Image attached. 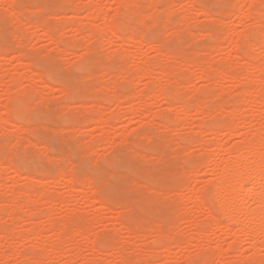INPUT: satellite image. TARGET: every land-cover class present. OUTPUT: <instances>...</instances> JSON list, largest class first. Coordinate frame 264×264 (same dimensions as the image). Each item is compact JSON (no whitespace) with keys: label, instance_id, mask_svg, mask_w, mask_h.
Here are the masks:
<instances>
[{"label":"rangeland","instance_id":"obj_1","mask_svg":"<svg viewBox=\"0 0 264 264\" xmlns=\"http://www.w3.org/2000/svg\"><path fill=\"white\" fill-rule=\"evenodd\" d=\"M0 1V120L1 123L2 119L8 120L6 103H10L8 114L11 119V123L4 124V127L0 123L2 128L7 126L3 131L0 129V264H30L33 259L32 262L38 260L34 264H88L90 260L89 264H211L215 259H204V253L206 251L207 255V252L209 254L217 248L222 250L223 256L213 264H258L252 256L264 254V241L260 242L264 237L259 242L257 239V244L242 237L236 246L235 239L225 235L226 229L222 226L226 218L218 207V194L213 184L221 174L220 168L227 162L240 160L231 155L230 149L256 136L257 124L264 121V104H256L250 98L264 87V82H259L258 78L259 74L264 73H259V67L264 66V44L261 41L262 38L264 40V15L258 13H264V0H122L123 3L120 0L122 4L118 0H101L99 13L93 11L96 0ZM124 2L131 5L128 10L122 6ZM74 3L80 8L76 9ZM133 3L136 4V11L133 8L135 13ZM239 10L241 15L236 14ZM104 12L108 14L105 16L108 23L115 20L119 34L116 39L111 38L113 36L104 37L100 32L103 23L100 18L102 15L104 17ZM233 12L236 15H232ZM124 13L128 16H123ZM143 14L146 19L141 18ZM142 19L143 22H140ZM75 25L79 30H75ZM89 29L95 31L98 39L93 33L88 35L92 32ZM255 30L260 35L253 33ZM142 32H145L144 36ZM47 33L54 38H50V35L48 38ZM241 33L243 36L248 34L246 43L248 41L249 46L257 44L252 49L261 46L263 53L257 48L259 53L252 52L247 44L241 46L242 40L236 39ZM252 34L259 37L254 39ZM230 38L231 43L232 38L236 39L237 44L245 49L241 61H238L240 57L235 59L236 53L233 52L236 43L232 46ZM130 39L138 41L131 45V42L128 43ZM125 40H128V44ZM55 41H59L60 45ZM228 41L230 44H227ZM253 41L254 44H251ZM219 44L223 46L221 50ZM154 46H160V49ZM87 47L90 49L87 50ZM259 54L262 57L254 61ZM122 57L127 58L122 60ZM227 58L229 62L232 60L242 65L234 64V70L230 69L233 66L225 67ZM246 61L253 63V69ZM146 62L152 65L155 75L152 73L153 77L139 79L135 66ZM243 64L250 69L247 79L242 77L247 69ZM254 64L258 68H254ZM124 65L125 68H122ZM206 65L216 68V72L207 69ZM200 67L207 69L206 72L210 74L203 71L209 78L199 80L204 77ZM112 68H116L122 78L118 76L116 80L117 72L111 71ZM157 70H163V73ZM218 70H225L229 77L220 80ZM173 72L179 75L173 74L172 78ZM133 73L137 75V80L135 77L134 80ZM164 73H168L170 78ZM230 75L237 78L231 79ZM248 78L250 82H247ZM168 79L173 80L172 83ZM156 85L159 86L158 90ZM257 85L261 88L256 91L254 87ZM244 87L249 88L250 92L251 87L255 90L246 96L251 100L246 104L243 102L248 99L243 101L245 94L240 92ZM161 91H164V95ZM263 92L257 97L264 96ZM154 93L159 96L152 98ZM146 94H152V99H146L149 103L145 100L143 105L139 99ZM125 97L127 100L123 99ZM168 98H171L170 101ZM14 100L22 101L25 107L15 102L20 107L13 108ZM237 100L243 102L239 105ZM196 103L201 106L197 104L196 107ZM141 104L145 109H141ZM139 108L143 111L139 112ZM184 108H187L189 115H184ZM239 108H242L241 113H234V109L238 111ZM217 112H221L223 117L220 118L221 114L218 117ZM230 112L235 120L239 116L240 121L236 120V123L241 124L245 120L247 125L238 128L235 137L216 135V124L229 125L233 122L232 116L229 117ZM115 113L119 114L116 116ZM15 114L22 115L18 117L19 121ZM166 114L171 118H167ZM97 118H102L101 123ZM224 118L228 121H223ZM217 144L222 148L218 149ZM261 149L263 152L260 153L264 154V147ZM261 157L264 158V155ZM9 164L15 167L13 171L8 170L9 167L14 168ZM60 174L65 175V179ZM72 174L74 184L69 178H72ZM29 179L33 181L29 182ZM70 181L78 190H84L76 192ZM32 182H35L34 185L38 183L35 190ZM42 189H45L44 192ZM201 191L205 196V209L194 203L195 195ZM74 196L78 198L73 200ZM49 199L54 202L46 201ZM19 205L21 209L17 208ZM92 214H99L97 221ZM83 215L91 219V223ZM65 217L71 219L74 225ZM215 217H218V221L220 219L219 227L209 226L211 218ZM63 220L67 222L65 226L62 225ZM203 224L207 226L206 232L198 233L197 229L205 226ZM86 227L92 229L88 239H84L87 237ZM234 227L238 228L233 225V232L236 231ZM60 228L65 229V233L60 232ZM80 229L86 230H82L85 234L83 238ZM28 233L31 234L29 239L26 236ZM24 235L26 239H21ZM47 242H50L49 245ZM56 242L58 245L54 244ZM159 243L163 245L159 246ZM50 245L54 249L60 248L61 252L56 249V253L48 256L46 248L49 251L53 249ZM41 246L46 250L43 254L40 252L44 250L39 248ZM121 256L127 260L121 259ZM97 258L101 261H94ZM201 258L204 259L202 262ZM187 259L192 261L187 263Z\"/></svg>","mask_w":264,"mask_h":264},{"label":"bare ground","instance_id":"obj_2","mask_svg":"<svg viewBox=\"0 0 264 264\" xmlns=\"http://www.w3.org/2000/svg\"><path fill=\"white\" fill-rule=\"evenodd\" d=\"M68 1V0H67ZM122 1V0H121ZM138 1V0H137ZM143 1V0H142ZM152 1V0H151ZM237 2H239L238 0H236ZM263 1V0H262ZM1 2V1H0ZM99 2V3H98ZM100 2H101V0H96V2L94 1V10L93 11H95L96 13L98 12H100V10H99V8H98V6H99V4H100ZM118 2H120V0H118ZM154 2V1H153ZM193 2V1H192ZM191 2V3H192ZM256 3H257V1H255ZM121 3V2H120ZM119 3V6L123 3V1H122V3L120 4ZM126 3L128 4V3H130V2H127L126 1ZM126 3L124 2V4L122 5V6H124V8L126 9V10H128V8H129V6H131V5H126ZM73 3H71V5H72ZM75 4V3H74ZM92 4V3H91ZM118 4V3H117ZM135 3H133L132 4V6H134V7H132V10H133V8H134V10L136 9L135 8V5L137 4V2H136V4L134 5ZM193 4V3H192ZM199 4V3H198ZM236 4V3H235ZM259 4H260V2H259ZM76 5V9L78 8H80L79 7V5H77V4H75ZM74 5V6H75ZM232 5V4H231ZM68 6V5H67ZM66 6V7H67ZM78 6V7H77ZM240 6V5H239ZM238 6V8L239 9H241L240 7ZM257 6V5H256ZM64 7H65V5H64ZM236 7V6H235ZM71 7H69L68 9H69V11H71V9H70ZM254 8H256V7H254ZM253 8V9H254ZM60 9H62V8H60ZM204 9V8H203ZM233 9V8H232ZM257 9V8H256ZM264 9V8H263ZM15 10V9H14ZM29 10V9H28ZM48 10V9H47ZM63 10V9H62ZM92 10H90V12H92ZM97 10H99V11H97ZM133 10V11H134ZM235 10V9H234ZM258 10V9H257ZM261 10V9H260ZM17 11V10H16ZM16 11H14V13L16 12ZM61 11V10H60ZM64 11V10H63ZM66 11H67V9H66ZM89 11V10H88ZM136 11V10H135ZM135 11H134V13H135ZM207 11V10H206ZM252 11V10H251ZM250 11V12H251ZM19 12V11H18ZM18 12H17V16H18ZM22 12V11H21ZM20 12V13H21ZM73 12H74V8H73ZM79 12V11H78ZM88 13V14H90L91 15V13ZM128 12V11H127ZM187 12V11H186ZM189 12V11H188ZM208 12V11H207ZM240 10L238 11V13H236V14H240ZM249 12V13H250ZM258 11H256V12H254V13H257ZM261 12H263V11H259L258 13L259 14H263L264 15V13H261ZM92 13H94V12H92ZM133 13V12H132ZM133 13V14H134ZM205 13V12H204ZM229 13V12H228ZM185 14H187V13H185ZM208 14V13H207ZM224 14V13H223ZM235 14V12H233V14L232 15H236ZM123 16H126L125 15V13L124 14H122ZM135 15V14H134ZM140 15H141V12H140ZM144 15V14H143ZM141 16V18L142 17H144L145 18V15L144 16ZM169 15V14H168ZM211 15V14H210ZM241 15V14H240ZM55 16V15H54ZM61 16V15H60ZM93 16V15H92ZM103 16V15H102ZM102 16H101V21H103V23H101V25H102V27H101V29H100V32H101V34L104 36V37H108V38H110L111 36H113V37H111V38H114V39H116L115 37H118V32H117V28L115 27V25L114 24H116L115 23V20H114V18H112V21L114 22H107V19H106V17L105 16H108V14H105V12H104V17L102 18ZM114 16H116V15H114ZM127 16H128V14H127ZM126 16V17H127ZM45 17V16H44ZM91 17V16H90ZM95 16H93V18H94ZM211 17L213 18V16L211 15ZM253 17V16H252ZM260 17V16H259ZM9 18V17H8ZM39 18V17H38ZM47 19H48V17H46ZM78 18V17H77ZM77 18H74V19H76L77 20ZM138 18V17H137ZM143 18V19H144ZM147 18V17H146ZM145 18V19H146ZM183 18H184V16H183ZM248 19H249V16L247 17ZM255 18H257V17H254V19ZM54 19V18H53ZM66 19V18H65ZM73 19V20H74ZM103 19V20H102ZM129 18H127V20H128ZM143 19L142 20H140V22L142 21L143 22ZM156 19V18H155ZM40 20V19H39ZM45 20V19H44ZM58 20V19H57ZM62 20V19H61ZM75 20V21H76ZM93 20H96V17L93 19ZM150 20V19H149ZM20 21V20H19ZM154 21V20H153ZM74 22V21H73ZM128 22H129V20H128ZM146 22V21H145ZM19 23V22H18ZM20 23H21V21H20ZM62 23H63V20H62ZM76 23L78 24V22L76 21ZM72 24H74V23H72ZM113 24V25H112ZM119 24V23H118ZM34 25V24H33ZM51 25H53V24H51ZM70 25H71V23H70ZM36 26H37V24H36ZM83 26V25H82ZM150 26V25H149ZM148 26V27H149ZM49 27H51L50 25H49ZM77 26L75 25V30H79V29H77L76 28ZM91 27V26H90ZM125 27V26H124ZM145 27V26H144ZM255 27V26H254ZM16 28V27H15ZM22 28V27H21ZM88 28V27H87ZM126 28V27H125ZM143 28V27H142ZM157 28V27H156ZM253 28V26L251 27V29ZM257 28V27H256ZM36 29H38V28H36ZM47 29V28H46ZM82 29V28H81ZM85 29V28H84ZM84 29H82V30H84ZM96 29V28H95ZM99 29V28H98ZM131 29H132V26H131ZM144 29V28H143ZM258 29H260L259 27H258ZM42 30H44V29H42ZM58 30V29H57ZM90 30V29H89ZM250 30V29H249ZM85 31H86V29H85ZM90 31H92V30H90ZM139 31V30H138ZM137 31V32H138ZM142 31V30H141ZM144 31V30H143ZM43 32H45L46 33V31H43ZM57 32V31H56ZM78 32V31H77ZM120 32H122V31H120ZM124 32V31H123ZM131 32H133V30L131 31ZM248 32V31H247ZM246 32V33H247ZM257 31L255 30V32H253V33H256ZM89 33V32H88ZM93 33V36L94 37H96L95 35H94V33H95V31H92V32H90L88 35L90 36L91 34ZM129 33V32H128ZM143 34H142V36H144V34H145V32H142ZM261 33V32H260ZM48 34V35H47ZM46 35L48 36V38H49V35L51 36V34H53L52 32H51V34L50 33H47ZM61 34V33H60ZM132 34V33H131ZM134 34V33H133ZM132 34V35H133ZM208 34V33H207ZM212 34V33H211ZM256 34H259V32H257ZM264 34V33H263ZM45 35V34H44ZM136 35V34H135ZM212 35H214V34H212ZM253 36H254V34H252ZM260 35V34H259ZM57 36V35H56ZM122 35H120V37H121ZM130 36V35H129ZM134 36V35H133ZM133 36H130L131 38H134ZM216 36V35H215ZM238 37H236V39H239L240 41L242 40V45L241 46H244L245 47V45L247 44L248 45V47L249 48H251L252 49V47L255 45V46H257V44H254V41H253V43H251V44H254L253 46H249V44H248V41H247V43H246V39H247V37L246 36H248V34H246V35H244L243 36V34L241 33V34H238L237 35ZM259 37L258 35H255L254 36V39H256L257 37ZM60 37H62V36H60ZM228 37V36H227ZM227 37H224L223 39H226ZM256 37V38H255ZM262 37V36H261ZM50 38H54V37H50ZM125 38V37H124ZM146 38V37H145ZM229 38V37H228ZM60 40H61V38H59ZM96 39H98L97 37H96ZM95 39V40H96ZM208 39H210V38H208ZM235 39V40H236ZM253 39V40H254ZM20 40V39H19ZM117 40H118V38H117ZM136 40L138 41V39H130L129 41H128V43L129 42H131L132 44L131 45H134L133 43H136ZM222 40V39H221ZM233 38H232V43H231V38H230V43L232 44V46H233V43H236V50H234L235 52H233V53H236V56H235V59H236V57H240L239 59H238V61H241V59H243V58H241V57H243L244 56V53H245V49H242V47L239 45V44H237V41H235ZM238 40V41H239ZM63 41V43H65L64 42V40H62ZM126 41V40H125ZM127 41H126V44H128L127 43ZM145 41V43H146V40H144ZM148 41V40H147ZM209 41H211V40H209ZM213 41H214V37H213ZM229 41H228V43L227 44H230L229 43ZM262 43L264 44V40H263V38H262ZM55 43H59V41H55ZM60 43H61V41H60ZM258 43H259V40H258ZM261 43V45H263ZM138 44V43H137ZM144 44V43H143ZM19 45V44H18ZM17 45V46H18ZM58 45H60V44H58ZM130 45V44H129ZM136 45V44H135ZM140 45V44H139ZM145 45V44H144ZM246 45V46H247ZM79 46V45H78ZM81 46V45H80ZM146 46V45H145ZM221 46V47H220ZM258 46H260V45H258ZM9 47H11V46H9ZM155 47V46H154ZM157 48L159 47V49H160V46H156ZM155 47V48H156ZM222 45H220L219 44V48H218V46H217V48L219 49V50H221L222 49ZM261 47V46H260ZM258 48V47H256L258 50H259V52H260V50H261V52L260 53H263V50L261 49V48ZM263 47H264V45H263ZM14 48V47H13ZM156 48V49H157ZM232 48H234V47H232ZM255 47L253 48L254 49V51H253V49L251 50L252 52H258V50L256 49ZM11 49V48H10ZM88 49H90V48H88L87 47V50ZM257 51H256V50ZM214 50V49H213ZM233 50V49H232ZM65 51V50H64ZM85 51H86V49H85ZM215 51V50H214ZM89 52V51H88ZM88 52H86L85 53V55H87V53ZM91 53L93 52V51H90ZM89 52V53H90ZM258 52V53H259ZM23 53V52H22ZM248 53V52H247ZM257 53V54H258ZM20 54V53H19ZM162 54V53H161ZM21 55V54H20ZM19 55V56H20ZM235 55V54H234ZM253 56V55H252ZM259 56H261L262 57V55H256L255 57H256V59H254L253 57V59H254V61L255 60H257V58L259 57ZM2 57V56H1ZM83 57H85V56H83ZM192 57H194V56H192ZM123 58L124 57H122V60H123ZM127 57H125L124 59H126ZM190 59H191V57H189ZM120 59H121V57H120ZM259 59V58H258ZM263 59H264V55H263ZM131 60V59H130ZM155 60H159V58H156ZM198 60H199V58H198ZM261 60V59H260ZM82 61H84V60H82ZM127 61V60H126ZM162 60H160V62H161ZM222 61H225V60H222ZM226 61H228L229 62V59L227 58L226 59ZM159 62V61H158ZM164 62V64H165V62L166 61H163ZM163 62H161V63H163ZM228 62L226 63L227 65L225 66V67H227V66H233L234 64H237V62L236 63H234L232 60H230V62H229V64H228ZM231 62H232V65H231ZM246 62H248V61H246ZM259 62V61H258ZM258 62H257V64H258ZM261 62V61H260ZM259 62V63H260ZM262 62H264V60L262 61ZM261 62V63H262ZM167 63V62H166ZM183 63V62H182ZM204 63H205V61H204ZM203 63V64H204ZM249 64V66H250V68H252V65H253V63H251V62H248ZM260 63V64H261ZM189 64V63H188ZM195 64H196V62H195ZM223 64V63H222ZM238 64H239V62H238ZM234 65V66H239V65ZM244 64H245V62H244ZM243 64V66L244 67H247L246 65H244ZM251 64V65H250ZM82 65V64H81ZM126 65V64H125ZM125 65H124V67L122 66V68H125ZM159 65V64H158ZM189 65H191V64H189ZM197 65H198V63H197ZM242 65V64H241ZM240 65V66H241ZM83 66V65H82ZM127 66V65H126ZM165 66V65H164ZM207 67V69H212V66L211 67H208V65H206ZM219 67H221L222 65H218ZM234 66L233 67H231L230 69H232V68H234ZM111 67H113V66H111ZM128 67H130V65H128ZM135 67H137L135 70L137 71V73L139 74V76H140V78L139 79H145V77L146 76H151V74L153 73V75H155L154 73H155V71L154 70H152V65L150 64V63H148V62H146V63H144V64H139V65H136ZM165 67H167V65L165 66ZM192 67H194V65H193V63H192ZM196 67V66H195ZM224 67V66H223ZM254 68H258V66L256 65L255 66V64H254V66H253ZM82 68V67H81ZM120 68V67H119ZM132 68V67H131ZM130 68V69H131ZM206 68H204V67H200V69H202V72H203V75H204V71L203 70H205V72H206ZM260 69H259V73H261V72H263L264 70V66L263 67H259ZM263 68V69H262ZM114 69V70H113ZM165 69V68H164ZM209 69V70H210ZM216 69V68H215ZM215 69H212V70H214V72H216V70ZM235 69V68H234ZM234 69H232V70H234ZM253 69V68H252ZM251 69V70H252ZM261 69H262V71H261ZM45 70V69H44ZM123 70V69H122ZM122 70H120V71H122ZM125 70V69H124ZM134 70V69H133ZM226 70V69H225ZM225 70L224 71H220V70H218V71H220L219 72V76H220V80H223L224 78H226V77H229V75L225 72ZM111 71H114V73L115 72H117V70H116V68H112V70ZM119 71V72H120ZM126 71V70H125ZM130 71V70H129ZM135 71V72H136ZM152 71H154V72H152ZM161 71H163V70H161ZM161 71H158L157 70V72H161ZM217 71V72H218ZM240 71V70H239ZM103 72V71H102ZM105 72V71H104ZM133 72V71H132ZM166 72V71H165ZM208 72V71H207ZM206 72V73H207ZM161 73H163V72H161ZM182 73V72H181ZM209 73V72H208ZM244 73V72H243ZM117 75H116V80H118L117 78H118V72L116 73ZM124 74H126L125 72H124ZM128 74V73H127ZM132 74V73H131ZM173 74H175V72H173L172 74H171V77L173 78ZM178 74V72L175 74V75H177ZM202 74V73H201ZM200 74V75H201ZM210 74V73H209ZM216 74V73H215ZM231 74V73H230ZM40 75V74H39ZM121 75V74H120ZM123 75V74H122ZM133 78L135 77L136 78V80H137V78L138 77H136L137 75H135V73H133ZM163 74H161V76H162ZM164 75H167L166 77L168 78L170 75H168V73H164ZM163 75V76H164ZM179 75V74H178ZM203 75H201V76H203ZM234 75H236V71H235V74ZM233 75V77H236L237 78V76H234ZM132 76V75H131ZM191 76V75H190ZM231 76V79H233V77H232V75H230ZM247 76H250V69H249V67H247V69L245 70V73L242 75V77L243 78H245V79H247L246 77ZM264 73H262V74H259L258 75V78H259V82H264ZM41 77V76H40ZM120 78H122L121 76H119ZM151 77H153V76H151ZM176 77V76H175ZM241 77V78H242ZM135 78H134V80H135ZM163 78H165V77H163ZM162 78V79H163ZM170 78V77H169ZM177 78V77H176ZM201 78H209V76L208 75H204V77H200V79L199 80H201ZM18 79V78H17ZM124 79H125V76H124ZM180 79V78H179ZM169 80V79H168ZM175 80H177V79H175ZM181 80V79H180ZM183 80V79H182ZM169 81H171V80H169ZM173 81V80H172ZM172 81H171V83H172ZM235 81V80H234ZM236 81L239 83V84H241V82H240V80L239 79H236ZM54 82V81H53ZM159 82V81H158ZM177 82V81H176ZM247 82H250L249 81V78H248V81ZM246 82V83H247ZM160 83V82H159ZM242 83H243V81H242ZM58 84V83H57ZM153 84V83H152ZM239 84H238V86H239ZM253 83H251V85H252ZM256 84V83H255ZM171 85H173V84H171ZM245 85V84H244ZM157 86V85H156ZM33 87V86H32ZM102 87H105V86H102ZM158 87L159 86H157V90H158ZM161 87H163V86H161ZM167 87V86H166ZM173 87V86H172ZM257 87H258V85H257ZM254 87L255 89H256V91H257V89H259V88H261V87ZM31 88V87H30ZM115 89H116V87H114ZM120 88V87H119ZM175 88V87H174ZM240 88V87H239ZM245 88V87H244ZM253 87H251V92H250V89L248 90V89H246V90H248L249 92H248V94H246L247 93V91L245 90V89H243V91H240L241 93L243 92L245 95H244V98H243V101L245 100H247L248 99V97L246 98V96L247 95H249V93H252V89ZM61 89V88H60ZM104 89V88H103ZM262 89H264V87H262L261 88V90H260V92L262 93L263 92V90ZM69 90V89H68ZM165 90V89H164ZM170 90V89H169ZM168 90V92H170ZM210 90V89H209ZM259 90H258V92H259ZM28 91V90H27ZM26 91V92H27ZM33 91H34V89H33ZM37 91V90H36ZM65 91V90H64ZM154 91V90H153ZM38 92V91H37ZM36 92V93H37ZM162 93L164 92V91H161ZM168 92H166V93H168ZM238 92H239V90H238ZM240 92H239V94H240ZM253 92H255V90H253ZM258 92H256V93H254L255 94V96H253V94L251 95V100H252V102H254V103H256V104H260V105H263L264 104V96H262L261 98L260 97H257V95H259L260 94V92H259V94H257ZM25 93V92H24ZM23 93V94H24ZM27 93H29V91L27 92ZM64 93H68V91L67 92H64ZM69 93H71L70 91H69ZM77 93V92H76ZM174 93H175V91H174ZM173 92H172V94H174ZM264 93V92H263ZM26 94V93H25ZM142 94V93H141ZM156 93H154L153 94V96H152V98L155 96V98H156V96H159V95H155ZM158 94H160V93H158ZM206 94V93H205ZM238 94V93H237ZM236 94V95H237ZM68 95V94H67ZM86 95H88V94H86ZM119 95V94H118ZM143 95V94H142ZM142 95H140L141 97H142ZM152 95V94H151ZM151 95L149 94V95H147L146 94V96L144 97V98H142V99H139V101L140 102H143V101H145L146 99L148 100L149 98L150 99H152L151 98ZM163 95H164V93H163ZM163 95H161L162 96V98H163ZM167 95V94H166ZM236 95H234V97H236ZM249 95V96H250ZM264 95V94H263ZM75 96V95H74ZM161 96H160V98H161ZM170 96H172V95H170ZM179 96H181V95H179ZM240 96V95H239ZM8 97V96H7ZM101 97V96H100ZM123 97V96H122ZM141 97H139V98H141ZM167 97V96H166ZM93 98V97H92ZM96 98V97H95ZM128 98H131V97H129L128 96ZM138 98V97H137ZM172 98H174V95H173V97ZM199 98V97H198ZM233 98V97H232ZM13 99V98H12ZM28 99V98H27ZM123 99H126L127 100V98L125 97V98H123ZM149 99V101H151ZM163 99H165V96H164V98ZM169 99V101H170V99L171 98H168ZM202 99V98H201ZM237 99V98H236ZM100 100V99H99ZM138 100V99H137ZM146 100V102H148L149 103V101H147ZM249 100L250 99H248V101H246V102H243V103H247V102H249ZM250 100V101H251ZM25 101H27V100H25ZM88 101H89V99H88ZM124 101V100H123ZM122 101V102H123ZM168 101V103H170ZM184 100H182V102H183ZM238 101V100H237ZM12 102V101H11ZM15 102H20V101H13L12 102V104H13V108H15V106H17V107H20V106H18L19 104L20 105H22V106H24L25 107V105L24 104H21V102L19 103V104H15ZM81 102H82V100H81ZM106 102V101H105ZM194 102H196V101H194ZM232 102H233V100H232ZM236 102V101H235ZM241 102V103H242ZM23 103V102H22ZM121 103V102H120ZM199 103H201V105H202V100H200L199 101ZM199 103H196V107H198V105L197 104H199ZM203 103H205V102H203ZM207 103V102H206ZM231 103V102H230ZM240 102L238 101V104H239ZM240 103V104H241ZM145 104V102H143V105ZM182 104V103H181ZM185 104V103H184ZM239 104V105H240ZM171 105H173V103L171 104ZM200 105V104H199ZM200 105V106H201ZM236 105H237V103H236ZM238 105V106H239ZM6 108H7V114H6V112L4 113V114H6V116L8 115V120H4V119H2V123H1V120H0V123L2 124V127H4L3 125L4 124H6V123H11V122H9L10 120H9V114H8V112H9V109H10V103H6ZM4 106V107H5ZM27 106V105H26ZM101 106V105H100ZM147 106V105H146ZM149 106V105H148ZM182 106V105H181ZM187 106V105H186ZM229 106H231L232 107V105H229ZM242 106V105H241ZM243 106H244V104H243ZM99 107V106H98ZM143 107H144V109H145V106H142V104H141V109H143ZM190 107V106H189ZM192 107V106H191ZM221 107H222V105H221ZM182 108H183V106H182ZM203 108V105H202V107H201V109ZM219 109H220V111H221V108L220 107H218ZM95 109H97V107L95 108ZM95 109H93V110H95ZM99 109V108H98ZM140 108H139V112H142L143 110H141ZM190 109V108H189ZM195 109V108H194ZM201 109H199V112H200V110ZM240 109H242V108H239V112L236 110V109H234L235 110V112L234 113H237V114H240L241 112V110ZM101 112H103L102 111V109H99ZM147 110V109H146ZM197 110H198V108H197ZM196 110V111H197ZM216 110V109H215ZM229 110H231L232 111V109H229ZM20 111V110H19ZM96 111V110H95ZM99 111V112H100ZM136 111H138V110H136ZM183 111V113H184V115H189L190 113L187 111V108L185 109L184 108V110H182ZM195 111V110H194ZM237 111V112H236ZM14 112V111H13ZM222 112V111H221ZM221 112H217L218 114H217V116L218 117H220V115L219 114H221ZM229 112V111H228ZM17 113V112H16ZM94 113V112H93ZM93 113H90V114H93ZM96 113V112H95ZM131 113L132 114H135V113H133V111H131ZM201 113V112H200ZM223 113V112H222ZM231 113V112H230ZM119 114V113H118ZM117 113H115L114 115H118ZM137 114V113H136ZM16 115H18V114H15V116L14 117H16V120H18V117H21L22 115H23V117H24V114H23V112H22V115L20 116V115H18V116H16ZM167 115V116H166ZM165 116L168 118V117H170L168 114H166ZM224 115H225V113H224ZM3 116V115H2ZM11 116V115H10ZM97 116V115H96ZM232 116V117H231ZM236 116H238V115H236ZM241 116H242V114H241ZM245 116V115H244ZM113 117V116H112ZM223 117V114H221V117L220 118H222ZM225 117V116H224ZM229 117H231V121H232V119H233V122H231V123H229V125H226V123L225 124H220V125H218V124H216L217 125V128L215 129V131H214V133L216 134V135H222V134H228V135H230V136H232V137H235V136H237V129L238 128H242V127H244L245 125H247V124H245V120H243V122H241V124L239 123V122H237V123H239L238 125H237V123H236V120H238V121H240L239 120V116H238V119H236L235 120V117L233 118V115H232V113H231V115L229 116ZM114 118V117H113ZM112 118V119H113ZM165 117H164V115H163V119H164ZM166 118V119H167ZM171 118V117H170ZM1 119V118H0ZM98 119V118H97ZM102 118H100V120H99V123H101V120ZM162 119V120H163ZM23 120V119H22ZM22 120H20V121H22ZM92 120V119H91ZM228 121L226 118H224V120L223 121ZM19 121V120H18ZM24 121V120H23ZM92 121H94V119L92 120ZM246 121H248V120H246ZM97 122V121H96ZM165 122V121H164ZM168 122H170V120L168 121ZM261 122V123H260ZM19 123V122H18ZM29 123V122H28ZM70 123V122H69ZM72 123V122H71ZM95 123V122H94ZM204 123V122H203ZM260 123V124H259ZM259 123L257 124V125H259V127H258V129H257V131H256V136H254V137H251V138H247V139H245L242 143H240V144H235L234 146H233V148H231L230 149V153H231V155L232 156H235V157H237V158H239L240 160H238V161H230V162H227L222 168H220V172H221V174H220V176L214 181V189H215V191H216V193L218 194V196H217V198H218V207H220L219 209H220V212L223 214V216H225V218H226V223L224 224V226H222V228L223 227H225V228H223V229H226V234L225 235H227L228 237H232L233 239H235V241L234 242H236V246H237V244H240V241L238 240V239H242V237H246L247 239H249L251 242L253 241H256L257 239H258V242H259V240H260V238L261 237H264V162H263V160H264V158L263 157H261V155H264L263 153L261 154L260 153V151L261 152H263L262 151V147H264V141H263V135H264V121L262 122V120L261 121H259ZM12 124H17V123H13L12 122ZM98 124V123H97ZM167 124V123H166ZM200 124H201V122H200ZM200 126V125H199ZM208 126V125H207ZM207 126H205V127H207ZM2 127H0V129H2V131H3V129H6L7 128V126H5V128H2ZM216 127V126H215ZM200 128V127H199ZM208 128V127H207ZM212 129V128H211ZM201 130V129H200ZM5 131V130H4ZM28 134V133H27ZM5 135V134H4ZM33 136V135H32ZM36 139V138H35ZM193 140H195V139H193ZM192 140V141H193ZM217 148L218 149H221L222 148V146L221 145H218L217 144ZM132 149V148H131ZM138 149V148H137ZM141 149V148H140ZM133 151V150H132ZM134 152V151H133ZM135 155V154H134ZM47 158V157H46ZM263 158V159H262ZM1 162V161H0ZM204 162V161H203ZM12 163V162H11ZM15 163V162H14ZM13 163V164H14ZM205 163V162H204ZM13 164H9L10 166H13ZM9 165H8V167H9ZM25 166V165H24ZM42 166V165H41ZM14 167V166H13ZM36 167V166H35ZM11 167H9V169L8 170H12L13 171V169H15V167L14 168H12V169H10ZM37 168V167H36ZM214 168H216V166H214ZM43 169V168H42ZM219 169V168H218ZM45 170V169H44ZM63 170V169H62ZM38 171V170H37ZM14 172H18V171H16V170H14ZM71 172V171H70ZM62 173H63V171H62ZM64 174V173H63ZM62 174V175H63ZM28 176V175H27ZM60 176H61V174H60ZM65 176V175H64ZM64 176H61L62 177V179H65V178H63ZM3 178V177H2ZM29 178V177H28ZM27 178V179H28ZM30 178H31V176H30ZM35 177H32V179H34ZM70 179H71V181L73 180V174H72V178L71 177H69ZM36 179V178H35ZM61 179V178H60ZM61 179V180H62ZM0 180H2L1 179V177H0ZM48 181H50V179H47ZM59 182H60V180L59 179H57ZM31 181H33V180H31V179H29V182H31ZM36 181V180H35ZM56 181V180H55ZM53 182V181H51V182H53V183H58V181L57 182ZM71 181L69 182V183H71ZM78 181V180H77ZM213 182V181H212ZM33 184L31 185L32 186V188H33V186H34V190H35V185L37 186V184H35L34 185V183L35 182H32ZM41 182H39V184H40ZM72 183H73V181H72ZM71 183V186H73V187H75L73 184ZM30 186V185H29ZM38 187V186H37ZM40 187V186H39ZM96 187V186H95ZM98 187V186H97ZM31 188V187H30ZM96 190H97V188H95ZM43 190V192H44V190L45 189H42ZM81 189H79L78 190V188L77 187H75V191L76 192H81V191H83L84 189H82L81 191H80ZM99 190H97V192H98ZM47 192V191H46ZM100 192H102V191H100ZM214 192V191H213ZM27 193H29V195H33L32 194V192L30 193V192H27ZM42 193V192H41ZM40 193V195H42ZM95 192H93L92 193V196H93V198H94V194ZM109 193V192H108ZM215 193V194H216ZM36 194V193H35ZM43 194H45V193H43ZM47 194H50V192H47ZM43 196V195H42ZM108 196V195H107ZM73 197V196H72ZM72 197H70V199L72 200L73 198ZM75 197V196H74ZM100 197V196H99ZM103 197V196H102ZM42 198V197H41ZM46 199H47V197H45ZM76 198H78L77 196L73 199V200H75ZM216 198V199H217ZM59 199V198H58ZM57 199V200H58ZM63 199H65V198H63ZM62 199V200H63ZM98 199V198H97ZM44 201V200H43ZM46 201H53V200H46ZM100 201V200H99ZM99 201H98V203H99ZM54 202V201H53ZM158 202V201H157ZM205 196H204V193H203V191H201L198 195H195V197H194V203L196 204V205H199V206H202L201 208L202 209H205L204 208V205H205ZM37 203V202H36ZM100 204H103L102 203V201H100ZM219 204H220V206H219ZM249 204H252L251 206L249 205ZM32 205H33V201H32ZM112 205H113V203H112ZM17 206V205H16ZM15 206V207H16ZM26 206H28L27 204H26ZM35 206H37V205H35ZM20 207V209H21V206L19 205L17 208H19ZM29 209V208H28ZM40 209V208H39ZM109 209H111V208H109ZM131 209V208H130ZM15 210H18V209H16L15 208ZM41 210V209H40ZM113 210V209H112ZM111 210V211H112ZM176 210V209H175ZM11 211V210H10ZM12 212V211H11ZM38 212V211H37ZM141 212H142V210H141ZM210 212V214L212 215L213 213H211L212 211H209ZM10 213V212H9ZM39 214H40V212H38ZM37 213V214H38ZM49 213H51V211L49 212ZM73 212H71V214H72ZM161 213V212H160ZM12 214H14V213H12ZM33 214V213H32ZM70 214V215H71ZM74 214H75V212H74ZM74 214L72 215L73 217H74ZM77 214V213H76ZM127 214V213H126ZM50 215V214H49ZM69 215V216H70ZM120 215H122V213H120ZM211 215H208V216H211ZM69 216H67L68 218H69ZM71 216V217H72ZM84 216V215H83ZM91 216H93V217H91L92 218V220L94 219V220H96V218H99V214H92ZM119 216V215H118ZM178 216H180V213H179V215ZM67 217H65V218H67ZM70 217V218H71ZM72 217V218H73ZM80 216H78V218H79ZM123 217V216H122ZM121 217V218H122ZM181 217H182V215H181ZM64 218V220L66 221V219ZM67 218V219H68ZM81 218V217H80ZM79 218V219H80ZM84 218H85V216H84ZM120 218V219H121ZM209 218V217H208ZM216 218V217H215ZM215 218H211V223L210 224H208L209 226H211V225H216V226H218V223H220V219H219V221L217 220L218 219V217L215 219ZM86 219V218H85ZM135 219V218H134ZM222 219V218H221ZM63 220V221H64ZM69 220V219H68ZM71 220V219H70ZM70 220L68 221V222H70ZM74 220V219H73ZM86 220H90L91 221V219H86ZM124 220H126V219H124ZM128 220V219H127ZM63 222L64 224H62V225H64L65 226V223H67V222ZM82 221V220H81ZM89 221V222H90ZM97 221V220H96ZM206 221H208V219L206 220ZM206 221H203V222H206ZM84 222V221H83ZM208 222H210V221H208ZM207 222V223H208ZM71 223L74 225V223H73V221L71 220ZM91 223V222H90ZM207 223H205V224H207ZM89 224V223H88ZM201 224V223H200ZM205 224H203V225H205ZM67 225V224H66ZM197 225H199L198 223H197ZM233 225H236V227H238V228H235L236 229V231H234L233 232V228H232V226ZM54 226V225H53ZM60 226H61V224H60ZM90 226V225H89ZM92 226H93V224H92ZM160 226V225H159ZM209 226H208V228H209ZM220 226H221V224H220ZM52 227V226H51ZM78 227V226H77ZM88 227V226H87ZM86 227V228H87ZM127 227V226H126ZM136 227V226H135ZM206 225L205 226H199V229H197V231H198V233H204V232H206ZM215 226H213V228H214ZM219 227V226H218ZM53 228V227H52ZM88 228H92V227H88ZM86 229L87 230V233L90 231L91 233H92V229ZM152 228V227H151ZM196 228H198V227H196ZM51 229V228H50ZM62 229V230H61ZM77 229H79V227L77 228ZM159 229V228H158ZM210 229V228H209ZM222 229V230H223ZM37 230V229H36ZM81 230V229H80ZM83 230V229H82ZM79 231V232H81L80 234L82 235L81 237L83 238L84 236H85V234L83 235V231H86V230H83V231ZM160 230V229H159ZM39 230H37V232H38ZM64 232L65 231V229H63V228H60V232ZM36 232V231H35ZM86 233V236L87 237H85L84 239H88V238H90V236L91 235H89V234H91V233ZM224 232V231H223ZM65 233V232H64ZM67 233V232H66ZM70 233H72V231H70ZM129 233H130V231H129ZM20 234V233H19ZM23 234H24V232H23ZM23 234H21V235H23ZM74 235L76 234V232L75 233H73ZM62 235V234H61ZM61 235H60V237H61ZM18 236H20V235H18ZM27 236V239H29V237L28 236H31V234L29 235V233L26 235ZM65 236V235H64ZM67 236H69V235H67ZM25 237V235L24 236H22L21 237V239L22 238H24ZM34 237H36V233H35V236ZM103 237V236H102ZM65 238V237H64ZM67 238V240L69 239L68 237H66ZM25 239H26V237H25ZM33 239V238H32ZM105 239V238H104ZM103 239V240H104ZM59 240V239H58ZM61 241L62 242H64V240H62L61 239ZM61 241H57L58 243H60ZM97 241V240H96ZM115 241V240H114ZM262 241H264V238H263V240H261L260 242H262ZM54 243L55 245L57 244L58 245V243ZM257 241H256V244L258 243ZM49 243L50 242H47V244L49 245ZM264 243V242H263ZM46 244V245H47ZM54 244L52 245L53 247H54ZM162 244V243H161ZM235 243H233L232 245H234ZM261 244V243H260ZM50 245V247H52ZM65 245V244H64ZM63 245V246H64ZM163 245V244H162ZM162 245H160V243H159V246H162ZM263 245V244H262ZM95 246V245H94ZM113 246V245H112ZM115 246V245H114ZM113 246V247H114ZM240 245H238V247H239ZM46 247H49V246H46ZM52 247V248H53ZM38 248V247H37ZM39 248H41V249H43L42 248V246L41 247H39ZM94 248V247H93ZM115 248H116V246H115ZM114 248V249H115ZM41 249H39V251L41 250ZM56 249H58V248H56ZM56 249H52V250H48L47 248H46V250H45V248H44V250H42V251H40L42 254H43V251H46V253L48 254V256H50L51 255V253H56L57 251H56ZM95 250H96V247L94 248ZM117 249V248H116ZM35 250H37L36 248H35ZM60 250V248L58 249V251ZM94 250V251H95ZM33 251V250H32ZM119 251V250H118ZM208 251H211V250H208ZM35 252V254H36V251H34ZM59 252H61V251H59ZM97 252H100V250L98 251L97 250ZM32 253V252H31ZM39 253V252H38ZM204 253V252H203ZM202 253V254H203ZM46 254V255H47ZM126 255L127 254H125V257H126ZM128 255H130V254H128ZM205 255V256H204ZM204 259H206L207 258V260L210 258H214L215 260L216 259H220L222 256H223V252H222V250L221 249H219V248H217V249H215V250H213L212 252H210L209 254H208V252H207V255H206V251H205V253H204ZM256 255V254H255ZM260 255V254H259ZM257 256V257H255L254 255L252 256V257H254V258H256V259H254V261L256 260L257 261V263L258 264H264V254H261L260 256ZM33 256V255H32ZM136 256V255H135ZM134 257V256H133ZM199 257V255H197V258ZM32 258H34V256L32 257ZM123 258V260L124 259H126V258H124V257H122L121 256V259ZM137 258V257H136ZM135 258V259H136ZM196 258V259H197ZM249 258H251V256L249 257ZM203 258H201V262L204 260ZM209 259V260H210ZM33 260H35V259H33ZM32 260V261H33ZM93 260V259H92ZM127 260V259H126ZM128 260H130V258H128ZM137 260V259H136ZM189 260H191V259H189ZM188 259H187V263H188V261H189ZM212 260V259H211ZM215 260H213L212 262H215ZM246 260H249V259H246ZM246 260H245V262H246ZM251 260V259H250ZM249 260V261H250ZM253 260V259H252ZM31 261V263L30 264H34V262H36L37 263V261L38 260H36V261H34V262H32ZM94 261H101L100 259H98L97 258V260H95L94 259ZM132 261V260H131ZM192 261V260H191ZM197 261V260H196ZM249 261H247V263L249 262ZM39 262H40V260H39ZM89 262H91V260L90 261H88V264H89ZM198 262V261H197ZM209 262V261H208ZM211 262V261H210ZM211 262V264H213ZM244 262V263H245ZM94 263V262H93ZM130 263H132V262H130ZM134 263V262H133ZM40 264H42L41 262H40ZM122 264V263H121ZM123 264H127L126 262H124ZM189 264V263H188ZM192 264V263H191ZM203 264V263H202ZM243 264V263H242ZM249 264H252V263H250L249 262ZM254 264V263H253Z\"/></svg>","mask_w":264,"mask_h":264}]
</instances>
